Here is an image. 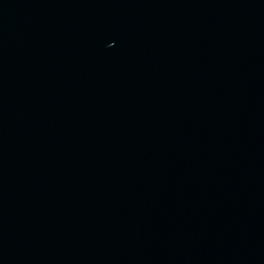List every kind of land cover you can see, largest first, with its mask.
<instances>
[{
  "label": "water",
  "instance_id": "95a60500",
  "mask_svg": "<svg viewBox=\"0 0 264 264\" xmlns=\"http://www.w3.org/2000/svg\"><path fill=\"white\" fill-rule=\"evenodd\" d=\"M0 264H264V0H0Z\"/></svg>",
  "mask_w": 264,
  "mask_h": 264
}]
</instances>
